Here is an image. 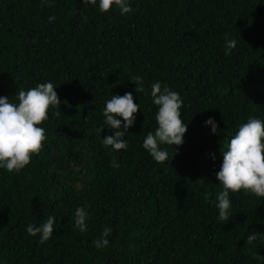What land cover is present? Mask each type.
<instances>
[{
    "label": "trees",
    "instance_id": "obj_1",
    "mask_svg": "<svg viewBox=\"0 0 264 264\" xmlns=\"http://www.w3.org/2000/svg\"><path fill=\"white\" fill-rule=\"evenodd\" d=\"M130 4L121 15L100 12L99 0H0V97L18 103L20 90L52 82L62 101L38 125L46 140L30 164L19 174L0 167V264H264L255 258L264 240L247 243L264 235V197L230 193L228 221L216 207L221 152L240 124L264 121V0ZM228 40L236 47L225 55ZM158 81L179 93L187 124L182 145H161L163 163L142 146L158 126ZM126 92L140 110L128 148L114 151L102 112ZM209 118L223 131L212 134ZM78 207L86 232L75 226ZM49 215L54 233L41 244L26 229ZM105 228L109 243L98 249Z\"/></svg>",
    "mask_w": 264,
    "mask_h": 264
},
{
    "label": "clouds",
    "instance_id": "obj_2",
    "mask_svg": "<svg viewBox=\"0 0 264 264\" xmlns=\"http://www.w3.org/2000/svg\"><path fill=\"white\" fill-rule=\"evenodd\" d=\"M85 5H97V0H83ZM51 7L54 0H44ZM115 6L121 15L130 14L133 11L130 0H99V11L109 12ZM49 22L55 20V16L48 18ZM236 47V40H228L225 55H230ZM131 82L137 87L135 92L144 91L143 79L134 77ZM52 82L38 84L27 91L20 90L17 94L18 103L10 102L8 96L0 97V167L9 173H20L30 164L32 156L38 155L46 140L45 130L39 127L49 119V109L60 107L61 100L54 91ZM152 102L158 107L155 119L157 128L155 132H149L143 140V148L146 149L155 162L163 163L168 160V152L161 145L177 146L183 143L187 131V124L181 119L180 109L183 100L176 91L168 87H161L160 82L151 86ZM66 103V102H65ZM140 110V106L134 103L132 93L126 92L123 96L112 94L103 109L104 124L113 130V135L105 136L103 144L111 146L114 151L126 150L128 141L124 139L128 129L135 123L134 113ZM61 112L54 111L52 115L58 117ZM121 117L123 131H121ZM205 125H211V133L216 134L219 126L213 118L205 121ZM102 127L99 129V133ZM223 161L216 178L223 187L217 197L216 207L219 210L218 219L228 221L231 208L230 193H238L241 190L245 194H254L256 197H264V121L250 117L246 123L240 124L238 131L231 137L227 150L221 152ZM215 157L213 156V159ZM113 167L119 164L113 161ZM202 179V178H201ZM88 213L82 207L75 211V226L80 232L87 231ZM55 217L49 215L47 220L39 226L31 223L27 226V233L33 237L39 234L41 244L48 241L54 233ZM111 228H105L101 238L94 241L100 249L107 247L109 241L106 237L111 234ZM264 240V235L252 234L247 237V243L252 244L256 240ZM257 260L264 257L255 254Z\"/></svg>",
    "mask_w": 264,
    "mask_h": 264
}]
</instances>
